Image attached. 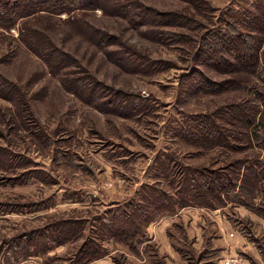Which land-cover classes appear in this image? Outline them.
Returning <instances> with one entry per match:
<instances>
[{"label": "rangeland", "instance_id": "obj_1", "mask_svg": "<svg viewBox=\"0 0 264 264\" xmlns=\"http://www.w3.org/2000/svg\"><path fill=\"white\" fill-rule=\"evenodd\" d=\"M63 5L0 0V264H264V0Z\"/></svg>", "mask_w": 264, "mask_h": 264}, {"label": "trees", "instance_id": "obj_2", "mask_svg": "<svg viewBox=\"0 0 264 264\" xmlns=\"http://www.w3.org/2000/svg\"><path fill=\"white\" fill-rule=\"evenodd\" d=\"M49 2H51L52 3V6H54V9L55 10H62V8L64 7V3L65 2H67V1H69V0H48ZM65 1V2H64ZM71 1H74V2H76L77 0H71ZM59 4H61L60 5V7H57V8H55V6H57V5H59ZM51 43V42H50ZM54 44H50V46H53ZM145 198V199H144ZM143 199H141L140 201H147V197L145 196Z\"/></svg>", "mask_w": 264, "mask_h": 264}, {"label": "built area", "instance_id": "obj_3", "mask_svg": "<svg viewBox=\"0 0 264 264\" xmlns=\"http://www.w3.org/2000/svg\"><path fill=\"white\" fill-rule=\"evenodd\" d=\"M225 264H243V261L236 257H230L225 260Z\"/></svg>", "mask_w": 264, "mask_h": 264}, {"label": "crops", "instance_id": "obj_4", "mask_svg": "<svg viewBox=\"0 0 264 264\" xmlns=\"http://www.w3.org/2000/svg\"><path fill=\"white\" fill-rule=\"evenodd\" d=\"M245 242L248 244V241H245ZM172 246L174 247V245H173V244H172ZM247 246H248V245H247ZM165 255H166V256H168V254H167V253H166Z\"/></svg>", "mask_w": 264, "mask_h": 264}]
</instances>
